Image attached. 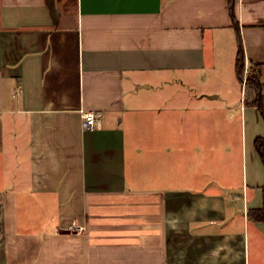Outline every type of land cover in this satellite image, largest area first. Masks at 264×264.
<instances>
[{
  "label": "crops",
  "instance_id": "obj_1",
  "mask_svg": "<svg viewBox=\"0 0 264 264\" xmlns=\"http://www.w3.org/2000/svg\"><path fill=\"white\" fill-rule=\"evenodd\" d=\"M235 15L264 83V0ZM237 50L228 0H0V264H264ZM235 115L236 172L210 158Z\"/></svg>",
  "mask_w": 264,
  "mask_h": 264
},
{
  "label": "trees",
  "instance_id": "obj_2",
  "mask_svg": "<svg viewBox=\"0 0 264 264\" xmlns=\"http://www.w3.org/2000/svg\"><path fill=\"white\" fill-rule=\"evenodd\" d=\"M235 2L236 0H228V11L232 20V25L236 31L238 42V50L235 59V73L240 83L244 84L245 105L256 108L262 121L264 122V83L261 79V72L257 67L254 66V70L247 74L245 83L243 80L246 61L240 36V29L235 15ZM254 149L264 167V137L259 136L255 138ZM262 192V208L257 210H249L248 216L251 219H255L264 223V187L262 188Z\"/></svg>",
  "mask_w": 264,
  "mask_h": 264
},
{
  "label": "rangeland",
  "instance_id": "obj_3",
  "mask_svg": "<svg viewBox=\"0 0 264 264\" xmlns=\"http://www.w3.org/2000/svg\"><path fill=\"white\" fill-rule=\"evenodd\" d=\"M251 72V70L248 71V73ZM223 77H224V84L223 88L224 90H227L231 92L233 95H236L235 90L231 88V83L232 81H235V76L233 75V68H230L229 71L226 70V67L222 71ZM247 73V74H248ZM246 74V76H247ZM245 76V80H246ZM236 82V81H235ZM204 86V85H203ZM240 86V85H239ZM207 91H213V90H218V85L215 83H207L204 88ZM241 89H239L240 92ZM175 91V90H174ZM193 93V91H192ZM165 118V114H158L157 115V121L159 123L161 122V119ZM223 118V116L221 117ZM209 125V124H208ZM246 123L243 120H241V117L238 115H235L231 117L230 120V127L227 131H225V138L222 140L223 144L222 147H217L211 154L210 158H215L219 155V158H231V168L233 169L232 171L236 172V170H240V164L236 163V158H242V139H244L245 132L248 134L250 131L247 130L246 128ZM228 128V126H227ZM226 128V129H227ZM208 135L209 134H214L212 129H208ZM220 133V131H218ZM229 146L230 148H226ZM209 149V147H208ZM222 149V151H221ZM218 150V151H216ZM233 163V164H232Z\"/></svg>",
  "mask_w": 264,
  "mask_h": 264
},
{
  "label": "built area",
  "instance_id": "obj_4",
  "mask_svg": "<svg viewBox=\"0 0 264 264\" xmlns=\"http://www.w3.org/2000/svg\"><path fill=\"white\" fill-rule=\"evenodd\" d=\"M248 73V70H244V83H245V76ZM82 127L83 129H91L97 124V114L93 111H82Z\"/></svg>",
  "mask_w": 264,
  "mask_h": 264
}]
</instances>
